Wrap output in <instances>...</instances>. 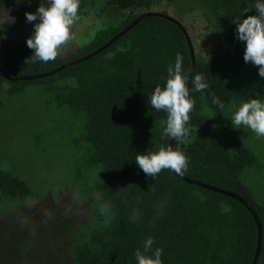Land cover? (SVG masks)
Here are the masks:
<instances>
[{"label": "trees", "instance_id": "obj_1", "mask_svg": "<svg viewBox=\"0 0 264 264\" xmlns=\"http://www.w3.org/2000/svg\"><path fill=\"white\" fill-rule=\"evenodd\" d=\"M199 1L214 44L209 55L195 56L194 74L202 73L210 88L191 93L190 134L186 142L175 141V150L183 152L189 162L181 176L236 194L248 206L190 184L167 169L154 180L135 163L138 153L158 151L171 143L162 135L166 113L151 108L148 97L156 86H164L167 66L174 63L178 52L184 57V70L191 75L194 62L183 29L168 15L157 13L162 16L147 17L109 45L142 16L136 10L143 3L80 0L85 5L80 15L111 8L122 15L119 25L99 31L65 60L57 56L47 63L27 61L33 55L27 40L13 37L10 23L0 27V67L7 75L0 72V95L7 84L15 86L8 90L11 95L26 86L43 87L58 107L82 118L73 146L78 149L77 163L84 166L75 177L79 189L66 190L60 202L66 208L51 211L54 217H64V222L50 223L52 234L62 228L55 254H50L54 250L51 234L45 236L27 224L14 225L20 246L14 249L13 241L3 243L0 264L9 259L11 264H136L135 251L148 236L154 238V247L163 249V264H254L259 228L252 211L263 233L257 264H264V203L244 179L257 158L241 143L233 148L223 143L206 115L209 109L219 117L231 116L236 105L250 98L264 100V78L258 75V66L245 63V44L236 39L232 23L255 0ZM41 2L46 6L47 0H0V12L10 7L16 17L21 16L14 24L19 29L31 25L25 13H35ZM254 14L255 9L245 18ZM211 93L226 104L223 112L212 105ZM95 191L113 206L116 215L110 224H105L97 210ZM34 199L28 183L0 168V207L9 201L21 205ZM160 205L164 207L158 215ZM134 211L140 214L135 223L130 219ZM3 225L0 222V231L6 229ZM14 250L23 259L16 260ZM32 251L38 258L31 259L28 252Z\"/></svg>", "mask_w": 264, "mask_h": 264}, {"label": "rangeland", "instance_id": "obj_2", "mask_svg": "<svg viewBox=\"0 0 264 264\" xmlns=\"http://www.w3.org/2000/svg\"><path fill=\"white\" fill-rule=\"evenodd\" d=\"M141 2L143 4L138 11L135 9L139 14L161 13L178 21L187 30L195 55L205 57L212 52V28L203 15L199 0ZM84 10L85 5L80 6V19L72 28L75 39L68 41L58 50L57 56L61 60L74 54L79 47L89 44L99 31L111 24L119 25L116 23H119L122 15L115 11V8L108 9L105 13L94 10L96 14L89 12L80 15ZM15 14L10 7L3 13L0 12V27H6L10 23V34L15 38L27 40L33 33L34 24L39 21L16 29L14 24H17L15 22H18L21 16L16 17ZM11 86L7 84V89L0 95V168L12 172L28 183L35 199L31 203L21 205H11L9 201L0 207V222L7 226L0 231V246H3V243L9 245L8 242L13 241L14 249H18L19 233L14 225L27 224V227L45 236L52 235V256L55 254L57 243L61 241L59 237L62 228L52 234L50 223L64 222V217H54L51 211L66 208V203L60 202L65 198V192H68L66 190L74 192V188L79 189L75 177L84 169V166L81 167L77 163L78 149L73 146V140L78 137L77 131L81 129L82 118L74 116L65 107H58L52 95L43 87L26 86L21 92L11 95L8 94ZM236 106L232 114L239 107ZM206 115L212 122L213 132L222 137L223 143L229 148L237 147V144L241 143L256 156V163L250 166L244 179L259 196V202L264 203V138L258 139L247 128H233L230 113L219 117L207 109ZM39 219L43 221L35 222ZM14 253L16 260L23 259L24 255L20 258L18 251L14 250ZM28 253L31 259L38 258V255L34 256L33 251ZM10 260H6L5 264H11Z\"/></svg>", "mask_w": 264, "mask_h": 264}, {"label": "clouds", "instance_id": "obj_3", "mask_svg": "<svg viewBox=\"0 0 264 264\" xmlns=\"http://www.w3.org/2000/svg\"><path fill=\"white\" fill-rule=\"evenodd\" d=\"M31 3V0H29ZM80 0H47L46 6L41 2L35 13H25L26 21L34 24V30L26 43L33 55L27 60L32 62L54 61L58 50L68 41L75 39L72 32L73 25L79 21ZM255 9L256 14L248 15ZM236 25V39L245 44L244 61L258 66V75L264 78V0L245 9V13L232 21ZM184 57L177 53L174 63L167 66V78L163 87L156 86L148 97V104L156 111L166 113V119L161 122L162 135L169 140L186 142L190 134V112L194 107L191 93H204L210 88L208 80L202 73L192 74L183 68ZM211 103L220 112L226 104L214 93H211ZM214 118V117H213ZM232 127L247 128L258 139L264 138V100L250 98L233 112ZM136 165L150 178L154 179L162 170H169L179 175L187 170L188 159L185 154L169 145L160 147L158 151L138 153L135 157ZM119 190L117 192H120ZM97 210L104 218L105 224L115 219V211L111 203L106 201L99 191L93 193ZM163 205L156 208L159 215ZM133 223L140 219V214L134 211L130 217ZM155 240L148 236L142 241V248L135 251L136 264H163V249L154 247Z\"/></svg>", "mask_w": 264, "mask_h": 264}, {"label": "water", "instance_id": "obj_4", "mask_svg": "<svg viewBox=\"0 0 264 264\" xmlns=\"http://www.w3.org/2000/svg\"><path fill=\"white\" fill-rule=\"evenodd\" d=\"M162 16L161 14H157V13H148V14H144L142 15L140 18H138V20H136L129 28H127L125 31H123L118 37H116L109 45H111L114 41H116L118 38L124 36L125 34H127L131 29H133L135 26H137L141 21H143L144 19H146L147 17H150V16ZM167 19L173 21L174 23L178 24L182 29L183 31L185 32L187 38H188V43L191 47V51H192V57H193V62H194V65H193V69H192V72H191V75L194 74V71H195V67H196V55H195V51H194V48H193V45H192V42H191V39L190 37L188 36V32L186 29H184L181 24L176 21L175 19L171 18V17H168V16H165ZM109 45H107L104 49H106ZM104 49H101L99 50L98 52L94 53L92 56H90L89 58L93 57L94 55L102 52ZM0 72L5 76L7 77V75L3 72L2 68L0 67ZM190 75V77H191ZM170 145L174 148L175 150V140H171V143ZM177 176L183 178L185 181H187L188 183L190 184H194V185H197V186H200L202 188H205V189H208V190H211V191H214V192H217V193H220V194H223V195H227L229 197H232L240 202H242L245 206H248L247 203L239 196H237L236 194H233L231 192H228V191H224V190H221V189H218L216 187H213V186H209V185H206V184H203V183H200V182H195V181H191L187 178H184L183 176L177 174ZM252 214L257 222V225H258V228H259V240H258V250H257V253H256V260L254 262V264H257L258 262V259H259V256H260V252H261V246H262V227H261V224L258 220V216L257 214L252 211Z\"/></svg>", "mask_w": 264, "mask_h": 264}]
</instances>
